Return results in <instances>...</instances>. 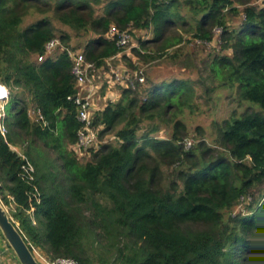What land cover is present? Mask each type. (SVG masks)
<instances>
[{
	"label": "trees",
	"instance_id": "16d2710c",
	"mask_svg": "<svg viewBox=\"0 0 264 264\" xmlns=\"http://www.w3.org/2000/svg\"><path fill=\"white\" fill-rule=\"evenodd\" d=\"M99 1L0 0V83L13 101L7 132H0V200L26 243L78 264H264V192L255 194L264 182V6L186 0L201 15L193 37L210 42L221 28L222 48L231 50L213 56L210 78L235 85L238 99L250 103L215 124V146L200 140L186 147L178 116L192 98L188 80H147L144 88L136 78L94 114V124L103 126L99 137L111 133L115 142L80 161L70 149L81 126L67 53L76 47L52 18L95 34L80 48L95 67L123 49L104 37L110 24L151 27L153 37L141 40L140 49L153 44L157 54L133 48L145 60L182 43L178 29L168 33L172 27L191 29L178 0H108L96 15ZM236 3L244 16L229 30L226 16L238 13ZM31 12L43 16L22 28ZM52 38L64 49L37 61ZM29 104L45 124L29 116ZM148 120L153 123L138 135ZM160 123L171 125L169 137L154 135ZM243 197L248 211L233 214Z\"/></svg>",
	"mask_w": 264,
	"mask_h": 264
},
{
	"label": "rangeland",
	"instance_id": "374dc122",
	"mask_svg": "<svg viewBox=\"0 0 264 264\" xmlns=\"http://www.w3.org/2000/svg\"><path fill=\"white\" fill-rule=\"evenodd\" d=\"M178 1L179 6L177 11L183 16L185 22L191 25V29L186 30V25L183 24L184 26L180 27V23H178L168 33L172 34L174 30L178 29L183 36L182 43L178 46L170 47L160 57L145 60L136 55L133 48L140 49L141 40H150L153 37L152 29L151 27L131 28L130 41L122 49L121 53L114 58H108L107 61L105 60L101 65L97 66L93 72V76L90 77L93 88L95 113L104 109L108 101L115 102L120 97L121 86L117 83H111V73L115 67L130 72L132 76L135 71L141 72L144 77L142 85L144 88L148 85L147 80L152 84L169 81L173 78L188 80L193 88L192 98L190 99V103L184 107L182 113L178 116L185 124L187 130L184 142L185 144L189 142L190 145L188 147H190L200 140H205L209 146H215V124L229 118L232 114H240L250 103L238 99L235 85L221 83L219 80H212L210 78L209 63L213 56L216 54H231L230 49L222 48V41L220 39L221 28L214 30V37L210 42H204L194 38L191 30L201 15L194 14L190 10V4H187L186 0ZM107 2L108 0H100L98 4H94L96 15L104 13V5ZM251 4L263 6L264 0H251ZM235 5L238 8V13L233 16H226V25L229 30L237 28L244 16V6L238 5L237 3ZM42 16V14L31 12L23 19L21 27H26ZM52 21L57 28L58 34L61 31L67 33L70 38L69 45L76 47V49L83 48L86 42L95 36L90 30L75 31L57 19L52 18ZM140 50L144 54H157L155 45L153 44ZM129 63L134 65L135 68ZM8 89L11 91L9 87ZM19 92L20 89L14 88V93L19 94ZM10 96L8 102L5 104L6 113H10L13 109V101L10 99ZM27 102L30 103L29 98ZM29 109H32L30 104ZM152 123L151 120L144 121L141 124L142 126L138 131V135H141L145 129H149ZM158 126L159 131L154 133V135L159 138H167L170 136L171 125L160 123ZM99 139L101 140V144L115 142L114 136L111 133H107ZM13 148L17 151L21 150L20 147ZM91 153L77 154L76 156L80 161H84L90 157ZM263 192L264 182L260 185L259 189L255 190V194L259 196ZM248 205L249 197H243L232 209V213L247 212ZM3 206L9 213L8 206L4 204ZM1 236L2 233L0 231V238ZM8 252L14 255V258L16 257L11 247ZM95 264L100 263L96 262Z\"/></svg>",
	"mask_w": 264,
	"mask_h": 264
},
{
	"label": "built area",
	"instance_id": "2783aa9c",
	"mask_svg": "<svg viewBox=\"0 0 264 264\" xmlns=\"http://www.w3.org/2000/svg\"><path fill=\"white\" fill-rule=\"evenodd\" d=\"M104 37L114 40L118 47L124 48L131 38L130 29H119L115 24H110L109 28L104 33ZM58 49H64L60 40L58 38L50 39L44 46V53L37 56V61H42ZM67 53L73 63L72 74L75 77L77 88V92L72 97V100L77 106L76 118L81 123V126L77 131V140L75 143L70 145V149L75 155L83 153L89 154L92 151H97L102 145L101 140L99 139V132L103 127L102 125L94 124V114L96 110L95 103L93 101V88L90 79V77L93 76V72L96 70V67L92 62L86 60L84 52L80 48L67 49ZM120 53L121 51L111 58L118 56ZM136 78H138L140 82L144 81V77L141 72L135 71L132 76L130 72L120 70L118 67L112 69L111 83H117L121 86V88L134 86ZM9 96L10 91L8 87L0 83V132L2 135H5L7 132L4 119L6 117L5 104L8 102ZM28 114L32 119L45 124L44 117L40 109H29ZM186 144V147L190 145L189 142ZM23 169L27 174H29V177L32 178L30 174L34 170L33 166L30 163H27L23 166ZM9 198L11 199V197ZM28 246L32 251L33 256L40 262V264H78V262L73 258H51L40 247L31 243H29ZM9 248L10 246L8 242L2 235L0 238V264L2 262V254H7ZM15 258L17 259V257Z\"/></svg>",
	"mask_w": 264,
	"mask_h": 264
},
{
	"label": "water",
	"instance_id": "95a60500",
	"mask_svg": "<svg viewBox=\"0 0 264 264\" xmlns=\"http://www.w3.org/2000/svg\"><path fill=\"white\" fill-rule=\"evenodd\" d=\"M0 231L20 264H40L33 256L17 224L0 201Z\"/></svg>",
	"mask_w": 264,
	"mask_h": 264
},
{
	"label": "crops",
	"instance_id": "0c3cea01",
	"mask_svg": "<svg viewBox=\"0 0 264 264\" xmlns=\"http://www.w3.org/2000/svg\"><path fill=\"white\" fill-rule=\"evenodd\" d=\"M1 264H20L16 258H14V255H12L10 252H7V254H2V262Z\"/></svg>",
	"mask_w": 264,
	"mask_h": 264
}]
</instances>
